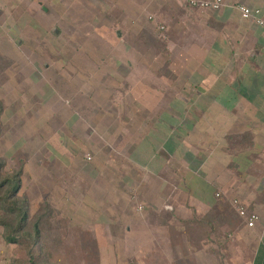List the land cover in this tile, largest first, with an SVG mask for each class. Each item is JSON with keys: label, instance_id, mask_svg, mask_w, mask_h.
Returning a JSON list of instances; mask_svg holds the SVG:
<instances>
[{"label": "crops", "instance_id": "obj_1", "mask_svg": "<svg viewBox=\"0 0 264 264\" xmlns=\"http://www.w3.org/2000/svg\"><path fill=\"white\" fill-rule=\"evenodd\" d=\"M104 1L97 0L110 14L104 27L118 28V43L130 47L99 58L112 60L110 74L104 63L99 69L114 80L107 103L83 102L84 87L71 90V81L68 98L49 80L44 93L0 96L1 121L16 122L0 136V156L11 168L25 157L21 193L33 211L44 202L62 213L65 206L79 235L91 227L99 243L111 236L120 264H264V29L234 7L260 9L264 18V0H224L218 10L187 0ZM19 3L0 0V11ZM156 26L168 35L160 68V58L138 51L142 33ZM84 66L63 76L82 78ZM41 73L22 80L33 86ZM104 82L97 90L107 92ZM165 88L178 97L167 100ZM234 199L259 213L255 227ZM3 233L0 225V264H12L17 246Z\"/></svg>", "mask_w": 264, "mask_h": 264}, {"label": "rangeland", "instance_id": "obj_2", "mask_svg": "<svg viewBox=\"0 0 264 264\" xmlns=\"http://www.w3.org/2000/svg\"><path fill=\"white\" fill-rule=\"evenodd\" d=\"M11 2L13 0H3L5 4ZM103 3L108 5L104 0ZM44 7L48 9L44 10ZM99 8L97 0H20L19 5L11 12H8V10L6 12L0 11V54L6 55V57L0 56V96H5L7 92V96L15 97L10 93L15 94V92L20 91L28 98L30 96L29 90L33 87L37 90L41 89L44 93L45 89H43L42 84L49 80L50 87H54L57 92L68 98L69 93L65 91L69 87H67L66 82L71 81V84L74 85L71 90H79L80 87H84V92L79 93L83 102L88 105L107 103L108 95L115 88V86L110 85L114 80L105 76L106 73L109 72L110 74V71L113 70L110 66L112 60H102V64L104 63L106 68L104 69L106 73L103 74L105 76L103 78L100 76L101 71L99 69L100 66L102 68V64L99 58L100 56L106 58L107 55L116 52H127L130 47L127 44L118 43L120 41L118 39V28L104 27V25L111 23L107 21L110 14ZM122 32L127 33L128 31L122 29ZM154 33L151 36L147 35L146 32L142 33L138 51L153 55L158 62L160 58V68L166 59H169L166 56L169 53L167 49L168 35L163 26L161 28L156 26ZM108 39L112 40V43ZM177 52L178 48L173 47L171 50L173 57ZM79 55H86L92 58L93 61L85 58L87 62L84 64V62L78 61ZM69 56L71 60L67 59ZM142 64L143 62H141ZM210 65L213 69L220 67L217 62H210ZM83 66L86 70L82 71V78L79 76L69 78L63 76L72 71H74L72 72L74 75H77V70L83 69L81 68ZM52 68L57 71L55 77H46L47 70ZM36 69L42 71L40 77L35 78V81H40L35 82L33 86L25 84L22 75L33 74ZM41 77L44 79L41 80ZM102 79L105 80L104 84L107 85L105 88L107 92L97 90L98 85H100L97 82ZM15 81L18 84H15ZM165 90L167 100L171 98L174 100L176 96L178 97L177 89L174 88L172 92L168 88H165ZM117 94L120 96V93H113L112 96L114 97ZM193 96L194 93L192 97H187L193 100ZM45 102L41 106H44ZM1 123L2 135L3 131L10 133L16 122L10 120V122L6 121V124H3L2 119ZM24 158L16 159V166L21 161L24 162ZM11 166L14 165L10 163L7 169H12ZM64 210L63 213L60 211L61 215H56V222L59 224L60 229H54L51 237L55 241L51 245L53 253L36 252L35 264H120L121 259L115 257L111 252V236H104L102 242L99 243L97 240L100 237L93 236L91 227L84 234L79 235V231L71 227L75 222L71 218L67 220L64 217L67 216L65 206ZM33 212V208H31V213ZM91 215L96 216L93 212L89 213L88 216L91 218ZM88 223L86 226L92 225V222ZM97 234L99 235V231H97ZM23 250H25V246L22 247V253L26 257ZM13 263L16 262L13 260Z\"/></svg>", "mask_w": 264, "mask_h": 264}, {"label": "trees", "instance_id": "obj_3", "mask_svg": "<svg viewBox=\"0 0 264 264\" xmlns=\"http://www.w3.org/2000/svg\"><path fill=\"white\" fill-rule=\"evenodd\" d=\"M2 113L3 103L0 100V135ZM23 164L21 161L17 167L8 170L7 159L0 156V225L4 229L5 241L17 246L16 264H35L36 252L53 253L51 245L55 241L51 237L54 229H60L56 217L61 212L49 202H44L31 213L29 197L21 193ZM23 246L26 257L22 253ZM259 251V259L262 260L264 249Z\"/></svg>", "mask_w": 264, "mask_h": 264}, {"label": "built area", "instance_id": "obj_4", "mask_svg": "<svg viewBox=\"0 0 264 264\" xmlns=\"http://www.w3.org/2000/svg\"><path fill=\"white\" fill-rule=\"evenodd\" d=\"M187 4L193 9H220L225 3L224 0H187ZM234 7L239 10L243 18H252L257 24H259L264 29V18L261 15L260 9H253L249 6L236 3ZM91 158L90 156L88 157ZM234 205L236 206L237 212L240 216L244 217L247 221V226L255 227L259 221V213L257 211H250L245 204L242 203L240 199H234ZM131 264H137L132 262Z\"/></svg>", "mask_w": 264, "mask_h": 264}]
</instances>
